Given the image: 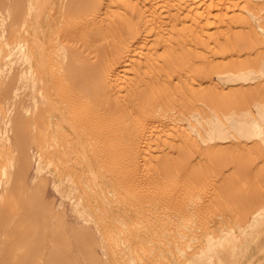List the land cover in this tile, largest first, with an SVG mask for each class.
I'll use <instances>...</instances> for the list:
<instances>
[{
  "label": "bare ground",
  "instance_id": "obj_1",
  "mask_svg": "<svg viewBox=\"0 0 264 264\" xmlns=\"http://www.w3.org/2000/svg\"><path fill=\"white\" fill-rule=\"evenodd\" d=\"M222 40H230L232 48L237 47V51H240V55H236L238 58L229 60L227 58V61H224L221 57L222 61L221 58L212 57L211 52L217 54L216 49L220 53L221 50L229 48L224 46L227 44ZM189 44L195 49H189L191 47ZM211 44L215 49L209 48ZM222 53L219 56H222ZM164 71L181 73L179 80L183 79L182 87L185 88L177 90L179 87L176 89L175 84H172L176 91L170 85V80L168 82L169 74L168 76L163 74L167 76L166 80L161 78ZM213 73L219 80L216 79L218 84L211 80ZM191 75L204 79L208 83L207 86L199 87L197 84L201 86L200 82L196 84ZM107 82L113 93H123L122 101L127 110L125 106L122 109L128 111V117L124 116L125 119L129 118L127 122L131 124L130 126L139 125L144 137L156 143L161 155V159L158 155L157 159L158 161L160 159L162 168L164 171H171L170 174L174 172L175 191L172 203L175 214L183 225H186L185 229L187 228L193 235L191 241L198 236L204 237L202 245L200 244V247L197 245L199 249L194 250V253L187 257V261L185 258L184 264H252V261L249 263V251L264 232V0H0V157L4 156L6 160L5 163L0 162V264H65L67 237L74 238L78 221L83 225L77 232L85 238V253L74 239L69 241L74 253L71 257L72 264H78L80 260L85 264L118 263L112 262L108 257L107 253L111 252L110 242L106 240L109 245L106 252L107 248L104 245L106 243L98 242L99 235L95 237L97 232L93 233L88 225L90 221L96 219L87 200H90L92 194L97 191L98 187L96 191L94 187L100 182V160L95 153V146L99 142L93 145L94 142L88 140L86 143L82 140L85 133L79 140L74 138L75 146L71 150L80 153L82 163L86 167L79 183V177L76 178L74 174L76 171L68 173L71 170L65 172V169H62L63 163L67 164L64 158H67L65 156L69 154L70 148L58 144L60 137L54 130V126L61 125L59 124L61 121L68 125L75 123L73 118L77 116V110L92 87L105 88ZM227 85L228 89L225 88ZM92 93L93 91L90 95L94 94ZM104 94V97L109 96L107 93ZM112 100L116 99L112 97ZM198 103L205 105L209 112L206 110L205 113L202 110L201 112ZM117 105L115 107H118ZM106 107L103 106L105 111ZM98 113L100 114V111ZM121 113L123 114L122 111ZM88 115L86 114L87 117ZM79 118L76 117V120ZM182 120L187 121V127L181 124ZM59 128L56 127L57 130ZM80 128L81 126L74 127L75 130ZM98 130L100 131L99 128ZM41 133L51 138L50 141L48 138L49 143L45 144L46 147L42 144L45 150L38 144ZM74 134L76 135L77 131ZM124 134L127 136L126 131ZM31 142L38 144L36 151L32 150ZM108 143L111 145V142ZM129 152L132 153L130 150ZM149 155L153 158L152 153ZM105 158L108 159L106 156ZM122 159L125 162V158ZM33 162L35 166L30 177L29 171ZM122 162L120 164L123 165ZM150 163L154 164L152 161ZM116 166H120L119 163ZM128 170L130 171L129 168ZM152 170H148L149 173ZM46 172L48 176L45 175ZM167 180L171 181V179L165 181ZM168 183L170 184L169 181ZM49 184L55 191L50 204L46 200V189ZM17 198L21 199L24 205L20 212H15L16 208L13 206V200L17 202ZM111 198L116 202L114 197ZM128 198L131 199L132 196ZM165 202L167 203L166 200ZM67 203L75 221L68 220ZM105 203L102 202L103 205ZM110 204L113 205L112 202ZM170 204L168 203V206ZM16 206L20 207L18 203ZM142 206L140 208L144 211ZM104 208L106 210V206ZM154 210V214L159 212ZM106 213L107 216H112V210L111 215ZM122 214L125 216V213ZM97 216L98 219L101 217ZM171 217L173 218V214ZM115 219L113 221L117 222ZM156 220L158 222L157 218ZM121 223L127 228L128 223ZM95 224L97 225V222ZM106 225L105 223V227ZM123 226L120 225L122 229ZM130 226L129 228H134ZM107 232L110 235L111 232L109 230ZM186 236L185 233L183 237ZM112 240L111 243L114 241L115 245V240ZM139 242L142 240L139 239ZM94 245L102 247L103 253L107 255L106 263L99 253H96ZM123 246L125 248L127 244L124 243ZM188 247H191L190 242ZM177 249L186 257V249L180 245ZM111 255L113 256L112 253L110 257ZM129 256V261H125V257L123 261L128 264H141L138 263L140 258L136 259L132 254ZM137 260L139 261L136 262ZM181 260H175L174 264H181Z\"/></svg>",
  "mask_w": 264,
  "mask_h": 264
},
{
  "label": "rangeland",
  "instance_id": "obj_2",
  "mask_svg": "<svg viewBox=\"0 0 264 264\" xmlns=\"http://www.w3.org/2000/svg\"><path fill=\"white\" fill-rule=\"evenodd\" d=\"M224 41V43H226L227 45H224V46H226V47H228L229 46V48L227 49H224V50H221V49H219V50H221V52L220 53H218V49H216V53L217 54H215V52H211V55H212V57H214V58H217V59H220L221 57L223 58V60L224 61H227V58H228V60L231 58V59H234L235 57H236V55H240V51H237L238 49H237V47H234V48H232L233 47V45H232V43H231V41L229 42V41H226V40H222V42ZM226 41V42H225ZM214 44V43H213ZM229 44H231V46L229 45ZM189 45H191V47L189 48V49H195V47L192 45V44H189ZM212 45V44H211ZM215 45V44H214ZM214 45H212L211 47L209 46V48H213V49H215V48H217V45H215V48H214ZM188 46V45H187ZM232 49H235V50H232ZM198 49H200V47L198 48ZM206 49H208V48H206ZM227 50V51H226ZM232 50V51H231ZM224 51V52H223ZM224 53V55H223V53ZM229 52V53H228ZM237 52V54H235ZM214 55H213V54ZM221 53H222V56H219V54L221 55ZM226 53H228V54H226ZM209 55H210V53H209ZM218 57H217V56ZM226 55H228V56H226ZM233 55V56H232ZM216 56V57H215ZM231 56V57H230ZM238 56L236 57V58H238ZM225 57V58H224ZM233 57V58H232ZM222 58L220 59V60H222ZM222 60V61H223ZM168 71V70H167ZM165 72L164 71V73H162V75H161V78H167V76H168V74H169V76L168 77H173V78H168V82H169V80H170V85H174V86H176L175 88L177 89L178 87V89L177 90H181V89H183V88H185L184 86L182 87V83H183V79L181 78L180 80H179V78L181 77L180 76V74L181 73H172V72ZM167 75V76H164V75ZM171 75V76H170ZM178 75H179V77H178ZM192 77H194L193 78V81L195 80L196 81V84H197V82L199 83L200 82V84H201V86L199 85V84H197L199 87H201V88H203V86L204 87H206L207 86V82L204 80V79H202V78H198L197 77V75L195 76V75H191ZM214 76V77H213ZM175 77V78H174ZM197 77V78H196ZM211 80H212V82L213 83H217L218 84V82H217V80H218V78H217V76H216V74L214 75V73L213 74H211ZM200 79H201V81H203V82H201L200 81ZM217 79V80H216ZM166 80V79H165ZM216 82H215V81ZM174 81V82H173ZM175 81H178V82H180L179 84H178V82H176L175 83ZM182 81V82H181ZM194 81V82H195ZM219 81V80H218ZM109 83L107 82L106 84H105V86L107 87H105V88H103V87H101V86H95V87H92V89L90 90V92L88 93V96H87V98H84V100L85 101H83V104L80 106V108H79V110H77V113L78 114H76L77 116H75L73 119V121L75 122V123H72V125H68V123H65V121H61V123H59V124H61V125H58L60 128L57 130L56 129V127L58 128V126H54V130H56V134H57V136L58 137H60V138H62V139H60V141L62 140V142H60L59 141V139H58V144L60 145V146H65V147H67L68 149L70 148V150H69V154L67 153L66 154V156L65 157H67V158H64L65 159V163H67V164H65L64 165V163H63V167H62V169L64 168L65 169V172H68L69 170H71V171H69L68 173H73L74 171H76L74 174H75V177L76 178H78V182L79 183H81V180H82V178L81 177H83V174H84V172L83 171H85L86 170V167H85V165L82 163L83 161H82V158H81V155H80V153H78V152H74V150H71V149H74V142L73 141H76L77 139L79 140V139H81L84 135V133L86 134L85 136H84V138H82V140L83 141H85L86 143L88 142V140L90 141L91 140V142L93 141L94 143H93V145H96L98 142H99V144H97L96 146H95V153L97 154V157H98V160H100V162H99V173H100V182H98L99 184L97 185V186H95L94 187V190L96 189V187H98L99 189H101V191H99V189L97 188L95 191L96 192H94L93 194H92V196H91V199L89 200H87V203L88 204H90V206H91V210H92V213H93V217H94V219H95V216H96V219L95 220H92V221H90V224H88L89 226H90V228H91V230H92V232L93 233H96L95 234V237H97L98 235V242L99 241H102V242H105L106 243V240L107 241H109L110 242V246L106 243V244H104L105 245V247L107 248L106 249V252L109 250V247L111 248L109 251H111V252H108L107 254H108V257L112 260V262L113 261H116V262H118V263H113V264H128L127 262H125V261H129L130 260V256L129 255H134V257L137 259H139L140 258V261L139 260H137L136 262H138V263H146V264H165V263H169V264H174V261L175 260H181V258H183L184 256L178 251V249H177V246L178 245H180V247H182V248H184V249H186V252H187V255H185L186 257H184L182 260H181V264H184V263H186V261H187V257H190L191 256V254H193L194 253V250L196 251V249H197V245H199V247H200V244L201 243H203V239H204V237L203 236H198V237H196V239L195 240H192L191 241V237L193 236V235H191V232L186 228L185 229V227H186V225H183V222H181V220L177 217V215L175 214V210H174V205H173V203H172V200H173V194H174V191H175V178H174V172H172L173 174H170V172L171 171H164V169L162 168V165H161V162H160V159H161V155H160V153H159V150H158V148H157V145H156V143L154 142V141H149V140H147L145 137H144V135H143V133L141 132V128H140V126L139 125H132V126H130L131 124L130 123H128L127 122V119H129V118H126L125 119V117L128 115V111L126 112L125 110H127V108H126V106L124 105V102L122 101L123 99H124V96H123V93H117V92H112L113 90L111 89V87H110V85H108ZM172 85V87L174 88V86ZM178 86V87H177ZM180 86H181V88H180ZM229 85H227V86H225V88L226 89H228L229 87H228ZM100 87V88H99ZM109 88V89H108ZM174 88V89H175ZM102 89H103V91L104 92H102ZM105 89V90H104ZM175 89V90H176ZM176 90V91H177ZM93 91V93L95 94H93V95H90L91 94V92ZM96 91V92H95ZM106 91V92H105ZM109 92H111L113 95L111 96V93H109ZM106 94L107 93V96L109 97H104L103 96V94ZM109 93V94H108ZM104 94V95H105ZM116 94V95H115ZM96 96L98 97L97 99H96ZM103 96V98L102 99H100L101 97ZM112 97H113V99H116L117 100V102H116V100L114 101V100H112ZM116 97V98H115ZM118 97V98H117ZM88 98H89V100H88ZM106 99V100H103V99ZM91 99V100H90ZM102 100V101H100V100ZM109 99V100H108ZM89 101H92L91 103H93V104H91V103H89ZM96 101V102H95ZM109 101V102H108ZM85 102V103H84ZM97 103V105L95 104V103ZM101 103L103 106H107L106 108V111H105V108H103V106H101V104H99V103ZM116 102V103H115ZM122 102V103H121ZM108 103V104H107ZM115 103V104H114ZM87 104V105H86ZM109 104H110V106H109ZM118 104V105H117ZM119 104H121V106H119ZM123 104V105H122ZM199 105H197L198 107H199V109H200V111L202 110V111H204V110H206L207 112H209L208 111V109H206L205 108V105H203V104H201V103H198ZM100 105V106H99ZM118 106V107H115V106ZM94 106H95V108H94ZM96 106L99 108H96ZM123 106H125L124 108H126L125 110L124 109H122L123 108ZM92 107V108H91ZM112 107H114V108H112ZM121 108V110H120V108ZM83 108H85V109H83ZM110 108V109H109ZM88 110V111H85V110ZM92 109V110H91ZM95 109V110H94ZM100 111V114L98 113V111ZM101 109V110H100ZM70 110V109H69ZM110 110V111H109ZM114 112H112V111ZM114 110H116V112L114 111ZM103 111V112H102ZM121 111L123 112V114L121 113ZM201 111V112H202ZM80 112V113H79ZM101 112L104 114H101ZM106 112V113H105ZM111 112V113H110ZM81 113H82V115H81ZM92 113V114H91ZM116 113H118V115L116 114ZM120 113V114H119ZM125 113H127V114H125ZM204 113H205V111H204ZM86 114H89L88 115V117L86 116ZM111 114H113V115H111ZM125 114V115H124ZM80 115V116H79ZM121 115V116H120ZM189 115V114H188ZM86 116V117H85ZM97 116V117H96ZM101 116V117H100ZM103 116V117H102ZM122 116H123V118H122ZM125 116V117H124ZM76 117H80L79 119H77L76 120ZM91 117L93 118V119H95V120H93V119H91ZM103 120H101L100 118ZM120 117V118H119ZM128 117V116H127ZM85 118V119H84ZM88 118V119H87ZM105 118V119H104ZM115 118V119H114ZM80 119H82V121L80 120ZM97 119V120H96ZM100 119V120H99ZM123 119V120H122ZM87 121V122H85V121ZM90 120H93V122L92 121H90ZM113 120V121H112ZM116 122H115V121ZM81 123H80V122ZM98 123H97V122ZM108 121H110V122H108ZM113 123H112V122ZM184 121H185V123H184ZM81 124H79V123ZM83 122V123H82ZM101 122V123H100ZM114 122H115V124H114ZM118 122V123H117ZM125 122H127V123H125ZM181 122V124L183 125V126H185V127H187L186 125H187V121L186 120H182V121H180ZM90 123L92 124V125H90ZM94 123V124H93ZM76 124V125H75ZM83 124V125H82ZM104 124V125H103ZM118 124H122L123 125V127H122V125L121 126H119ZM126 124V125H125ZM63 125V126H62ZM89 125H90V127H89ZM95 125H97V126H95ZM116 125H117V127H116ZM125 125V126H124ZM71 126V127H70ZM80 127L81 126V128H80V130H75L74 129V127ZM86 126H88V127H86ZM93 128H92V127ZM110 128H109V127ZM126 126H128V127H126ZM84 127H85V129H84ZM119 127V128H118ZM122 127V128H121ZM134 127V128H133ZM65 128V129H64ZM74 130V131H72V129ZM95 128V129H94ZM98 128L100 129V131L98 130ZM106 128H108L107 130H105ZM115 128V129H114ZM117 128H118V130H117ZM124 128H126V129H124ZM134 130H133V129ZM61 129H63V130H61ZM88 129V130H87ZM90 129V130H89ZM120 129V130H119ZM124 129V130H123ZM131 130V131H128V130ZM67 130V131H66ZM85 130V131H84ZM113 132H112V131ZM115 130V131H114ZM61 131V132H60ZM71 132V134L69 133V132ZM76 131H77V134L75 135L74 134V132L76 133ZM81 133H80V132ZM90 133H89V132ZM95 131V132H94ZM97 131V132H96ZM99 131V132H98ZM102 131H104V132H102ZM105 131H107V132H105ZM108 131H110V132H108ZM121 131V132H120ZM123 131V132H122ZM126 131V134H127V136L124 134V132ZM138 131V132H137ZM88 132V133H87ZM101 132V133H100ZM114 132H116V133H114ZM136 132V133H135ZM78 133H80V134H78ZM93 133V134H92ZM96 133H97V135H96ZM122 133V134H121ZM135 133V134H134ZM42 134V133H41ZM41 134H39L40 135V137L41 138H44L45 136V138H44V140L42 139L41 140V138L39 137V139H38V144H39V147L40 146H45L46 147V145L49 143V141L51 140V138L48 136V135H45V134H42V136H41ZM65 134V135H64ZM82 134V136H80ZM90 134H92V135H90ZM116 135V137H115V135ZM118 134H119V136H118ZM129 134V135H128ZM133 134V136L131 137V135ZM137 134V135H136ZM140 134V135H139ZM60 135V136H59ZM64 136V137H62V136ZM70 135V136H69ZM90 135V136H89ZM106 137H105V136ZM108 135V136H107ZM123 135V136H122ZM68 136V137H67ZM80 136V137H79ZM88 136V137H87ZM92 136V137H91ZM104 136V137H103ZM112 136H114V137H112ZM122 136V137H121ZM129 136V137H128ZM135 136V139L136 140H138V141H136L135 139H133V137ZM66 137V138H65ZM95 139H94V138ZM97 137H98V139H97ZM109 137V138H108ZM113 139H112V138ZM124 137V140H122V138ZM139 137V138H138ZM48 138H50L49 139V141H47L48 140ZM76 140H75V139ZM99 138H100V140H99ZM117 138L120 140V143H119V140H117ZM125 138H126V140H125ZM131 138V139H130ZM138 138V139H137ZM71 139V140H70ZM85 139V140H84ZM93 139V140H92ZM103 141H102V140ZM142 141H141V140ZM144 139V140H143ZM87 140V141H86ZM97 140V141H96ZM113 140H115V141H113ZM128 140V141H127ZM129 140H131L130 142H132V143H130L129 142ZM147 140V141H146ZM40 141V142H39ZM44 141V142H43ZM68 141V142H67ZM73 142V143H72ZM95 142H97V143H95ZM101 142V143H100ZM108 142H111V145L108 143ZM115 142H117V143H119V144H117V143H115ZM124 142V143H123ZM126 142H128V143H130V145H128V143H126ZM143 142V143H142ZM148 142V143H147ZM33 142H31V144H30V146L32 147V150H34V151H36V149H37V147H38V144L37 143H33ZM47 143V144H46ZM67 143V144H66ZM70 143V144H69ZM107 145H106V144ZM115 143V144H114ZM137 143V144H136ZM144 143H145V145H144ZM35 144V145H34ZM43 144V145H42ZM46 144V145H45ZM63 144V145H62ZM73 144V145H72ZM104 144V145H103ZM135 144V145H134ZM139 144V146H137ZM140 144H142V145H140ZM108 146V147H106V146ZM115 145H116V147H117V149H116V147H115ZM119 145H121V147L119 146ZM122 145H123V147H122ZM150 146V148H149V146ZM43 146V150H45V147ZM72 146V147H71ZM99 148H98V147ZM103 146H104V148H103ZM111 146V147H110ZM119 146V147H118ZM130 146H131V148H130ZM134 146V147H133ZM137 146V147H136ZM142 146H143V149L145 150H143L142 149ZM155 146V147H154ZM102 147V148H101ZM106 147V148H105ZM129 147V148H128ZM101 148V149H100ZM128 148V149H127ZM140 148V149H139ZM155 148V149H154ZM98 149V150H97ZM100 149V150H99ZM105 149V150H104ZM112 150V151H107V150ZM115 149V150H114ZM119 149V150H118ZM125 149V150H124ZM132 149V150H131ZM138 149V150H137ZM129 150L132 152V153H130L129 152ZM147 150V151H146ZM107 151V152H106ZM133 151H135V153H137V154H135V153H133ZM138 151H140V153L138 152ZM142 151V152H141ZM101 152H102V154H101ZM73 153V154H72ZM108 153H110V154H108ZM112 153V154H111ZM115 153V154H114ZM119 153V154H118ZM149 153L151 154L152 153V157L153 158H151V156L149 155ZM79 156H78V155ZM103 154H106L105 156L106 157H108V159L107 158H105V156L103 155ZM114 154V155H113ZM130 154V155H129ZM132 154V155H131ZM146 154V155H145ZM74 155V156H73ZM120 155V156H119ZM122 155H123V157L125 158V162H124V159H122L123 157H122ZM126 155V156H125ZM141 155V156H140ZM157 155H158V157L160 158L159 159V161H158V157H157ZM101 156H102V158H101ZM104 156V157H103ZM116 156L118 157V158H116ZM129 158H128V157ZM136 156H139V157H136ZM144 156V157H143ZM71 157V158H70ZM113 157V158H112ZM116 159H115V158ZM121 157V158H120ZM130 157H132L133 159H131ZM139 160H137L136 158ZM146 157V158H145ZM143 158V159H142ZM147 158H148V160H147ZM5 158H4V156H1L0 157V162L1 163H5L6 162V160H4ZM77 159H79V160H77ZM106 161H105V160ZM118 159H120V161L118 160ZM146 159V160H145ZM2 160V161H1ZM113 160V161H112ZM117 160H118V163H119V165L120 166H116V165H118V163H117ZM129 160H132V162H130ZM135 160H137V162L135 161ZM156 160V161H155ZM80 161V162H79ZM109 161V162H108ZM121 161H123L122 163H123V165H124V167L122 168V164H120V162ZM129 161V162H128ZM141 161V162H140ZM144 163H143V162ZM148 161V162H147ZM152 161V163H154V164H152L151 165V163L150 162ZM158 161V162H157ZM56 162V161H55ZM81 163H82V166H81ZM102 163V164H101ZM108 163V164H107ZM125 163H126V165H125ZM130 163H131V165H130ZM135 163H136V165L138 164V166H136L135 165ZM142 163V164H141ZM148 163H150V164H148ZM157 163H159V164H157ZM74 164V165H73ZM111 164V165H110ZM116 164V165H115ZM105 165V166H104ZM108 165V166H107ZM143 165V166H142ZM150 165V166H149ZM34 166H35V163L33 162L32 163V165H31V167H30V171H29V176L31 177L32 175H33V170H34ZM103 166V167H102ZM107 166V167H106ZM115 168H114V167ZM132 166V167H131ZM135 166V167H134ZM140 166V167H139ZM146 166V167H145ZM152 166V167H151ZM53 167V166H52ZM68 167V169H66ZM74 167H75V169H74ZM84 167V168H83ZM100 167H101V169H102V171H101V169H100ZM126 167H128L129 169H130V171L128 170V168L126 169ZM131 167V168H130ZM157 168V169H155L154 170V168ZM71 168V169H70ZM79 169V170H77V169ZM114 168V169H113ZM117 168V169H116ZM122 170H121V169ZM148 168V169H147ZM150 168V169H149ZM156 172V170H157V172H156V174H155V172L152 170V169ZM159 168H162V169H160L159 170ZM74 169V170H73ZM83 169V170H82ZM124 169H126V170H124ZM140 169V170H139ZM142 169V170H141ZM106 170V171H105ZM117 171V172H113V171ZM124 170V171H123ZM151 171L152 170V172H150L149 173V171ZM114 173H112V172ZM126 171V172H125ZM132 171H133V173H135V174H133L132 173ZM162 171V172H161ZM48 172V171H47ZM45 173V175H47L48 176V173ZM129 172V173H128ZM141 172H144V173H141ZM154 172V173H153ZM165 172H167V173H165ZM169 172V173H168ZM83 173V174H82ZM102 173H103V176H102ZM116 173H118V175L116 174ZM120 173H121V175H120ZM163 173V174H162ZM166 174V176H165V174ZM104 174H105V176H107V177H105L104 176ZM132 174V175H131ZM80 175H82V176H80ZM122 177H120V176ZM125 177H124V176ZM130 175V176H129ZM141 175V176H140ZM167 175H170L169 177H167ZM173 175V176H172ZM78 176V177H77ZM103 178H102V177ZM149 176V177H148ZM159 176V177H158ZM104 177H105V179H104ZM109 177H110V179H109ZM113 177V178H112ZM114 177L116 178L115 180H114ZM120 177V178H119ZM130 177V178H129ZM137 177V178H136ZM154 177V178H153ZM161 177V178H160ZM164 177H166V178H164ZM172 177H173V179H172ZM109 180H108V179ZM124 178V179H123ZM127 178V179H126ZM119 179V180H118ZM121 179V180H120ZM143 179H145V181L143 180ZM150 179V180H149ZM158 179V180H157ZM162 179V181H160ZM166 179H171V181H172V183H171V181L170 180H167V181H165ZM111 180V181H110ZM126 180V181H125ZM132 180H133V182H132ZM156 182H155V181ZM102 181H103V183H102ZM120 181H122V182H120ZM141 181V182H140ZM168 181L170 182V184L168 183ZM106 183V185H105V183ZM111 184H110V183ZM115 183V184H112V183ZM119 182L122 184V185H120L119 184ZM149 182V183H148ZM153 182V183H152ZM159 182V183H158ZM161 182V183H160ZM123 183H124V185H123ZM151 183V184H150ZM155 183H158V184H155ZM103 184V185H102ZM138 184V185H137ZM148 184V185H147ZM155 184V185H154ZM165 184V185H164ZM167 184H169L170 185V187H169V185H167ZM108 185V186H107ZM114 185H116V186H114ZM132 185H133V187H132ZM137 187H136V186ZM161 185L163 186V187H161ZM172 185H174V186H172ZM104 186V187H103ZM119 186V187H118ZM141 186H143V187H141ZM149 186V187H148ZM156 186V187H155ZM157 186H158V188H157ZM167 186V187H166ZM107 187V188H106ZM118 187V189H116V188ZM121 187V188H120ZM124 187V188H123ZM173 187V188H172ZM103 188V189H102ZM113 188V189H112ZM121 190H120V189ZM132 190H131V189ZM134 188V189H133ZM138 188H139V190H138ZM161 188V189H160ZM167 188V189H166ZM125 189V190H124ZM143 189V190H142ZM156 189V190H155ZM164 189H166V190H164ZM151 190V191H150ZM160 190V191H159ZM170 190V192H168ZM98 191H99V194H98ZM103 191H105L104 192V194H105V196H107V197H105L104 196V194H103ZM113 191H115V192H113ZM117 191V192H116ZM125 192L126 193V196H125V193H122V192ZM161 191H163V192H161ZM46 192H47V194H46V200L48 201V203L50 204L51 202H52V198L55 196V191L53 190V187H52V185L51 184H49V185H47V189H46ZM110 193V195H109V193ZM119 192H120V194L121 195H119ZM129 192V193H128ZM143 194H142V193ZM153 192H155V194L153 193ZM158 192V193H157ZM173 192V193H172ZM54 193V194H53ZM96 193V194H95ZM113 193V194H112ZM118 193V194H117ZM129 195H128V194ZM132 193V194H131ZM172 193V194H171ZM54 196H53V195ZM95 194V195H94ZM117 194V195H116ZM123 194H124V196H123ZM131 194V195H130ZM158 195V197H157V195ZM165 194V195H164ZM171 196V197H169V195ZM52 195V196H51ZM95 196V198H94V196ZM116 195V196H115ZM167 195V196H166ZM49 196H50V198H49ZM121 196V197H120ZM123 196V197H122ZM128 196L130 197V196H132V198L130 199V198H128ZM135 196V197H134ZM153 196V197H152ZM154 196H155V198H154ZM99 197V198H98ZM101 197V198H100ZM111 197H114L115 198V200H116V202L114 201V200H112V198ZM161 197H165V199L163 198H161ZM168 197V198H167ZM48 198V199H47ZM113 198V199H114ZM137 198V199H136ZM160 198V199H159ZM168 200H167V199ZM19 198H17L16 199V201L18 200ZM87 199V198H86ZM97 201H95V200ZM99 199V200H98ZM104 199H106L105 200V202H104ZM107 199H108V201H107ZM122 199V200H121ZM124 199H126V201L124 200ZM135 201H134V200ZM139 199V200H138ZM143 199V200H142ZM151 201H150V200ZM141 200V201H140ZM146 200V201H145ZM157 200H158V202H157ZM162 200H163V202H162ZM165 200L167 201V203L165 202ZM21 203H19V202ZM17 202H15V200H13V203L15 204H13V206H14V208H16V209H14L13 207V209L15 210V212H20L19 210H21L20 208H22L24 205L22 204L23 202H22V200L20 199V200H18ZM88 201H90L91 203H89ZM112 202L113 203V205L112 204H110V202ZM124 201V202H123ZM137 201H139V203L137 202ZM102 202L103 203H105L104 205L106 206V210H105V206L102 204ZM121 202H123V204L121 203ZM130 202V203H129ZM133 202V203H132ZM135 202V203H134ZM136 202H137V204H136ZM156 202H157V204H156ZM19 204V208H17V206H16V204ZM101 203V204H100ZM120 203V204H119ZM142 203H144V204H146V205H143ZM148 203H150L149 205H151L152 204V206H149L148 205ZM168 203L171 205H169L170 206V208H169V206H168ZM100 204V205H99ZM108 204H110V207H111V205H112V208L110 209V207H108L109 205ZM116 204V205H115ZM134 205V206H130V205ZM154 204H155V206H154ZM120 205V206H119ZM126 207H125V206ZM137 205V206H136ZM139 205H143L142 207H144V211H142V209L143 208H140L141 206H139ZM159 205V206H158ZM162 206V208L160 209V207ZM16 206V207H15ZM100 208V209H98V207ZM118 207L119 208V210H117L118 208H115V207ZM147 206V208H145ZM163 206H164V208H163ZM166 206V207H165ZM92 207H96L95 209H97L98 211H94L95 209H93ZM138 207V208H137ZM150 207H152L151 209H152V211L150 210ZM158 207V209L156 210V208ZM103 208V209H102ZM166 208H168V209H166ZM155 209V210H154ZM173 211H172V210ZM66 210H67V212H68V220L69 221H75V219H74V215L72 214V212H71V210H70V205L67 203L66 204ZM69 210V211H68ZM99 210H102V211H99ZM108 212L109 214L108 215H111V210H112V216H107V213L105 212ZM110 210V211H109ZM113 210H114V213H113ZM116 210V211H115ZM148 212H146V211ZM153 210L154 211H156V212H158V213H156V214H154L153 213ZM167 210V211H166ZM119 211V212H118ZM129 212V213H127V212ZM160 211H162V212H160ZM164 211V212H163ZM170 211V212H169ZM95 212V213H94ZM102 212H103V215H102ZM121 212V213H120ZM144 212V213H143ZM151 212H152V214H151ZM166 212V213H165ZM172 212H174V213H172ZM106 213V214H105ZM120 213V214H119ZM122 213H125V216L122 214ZM137 213L138 214H140V215H137ZM71 214V215H70ZM101 214V215H100ZM115 215V217H114V215ZM130 214H131V216H130ZM149 214V215H148ZM172 214H173V218L171 217L172 216ZM95 215V216H94ZM97 215H99V217L101 216L102 217V219H101V217L99 218V219H101V222H100V220L98 219V216ZM118 215H119V217H118ZM157 215H159V216H157ZM130 216V217H129ZM134 216V217H133ZM111 217H113L117 222H115V221H113L114 219H112ZM140 217V218H139ZM148 217V218H147ZM152 217H154V218H152ZM164 217H165V219H164ZM166 217H167V219H166ZM174 217H177V218H174ZM111 218V219H110ZM124 218V220H121V219H123ZM132 218V221H130V219ZM149 218H150V220H149ZM156 218L158 219V222H157V220H156ZM163 220H162V219ZM172 218V219H171ZM128 219V220H127ZM147 219V220H146ZM175 219H177V221L175 220ZM96 220H98V221H96ZM97 222V225L95 224L96 222ZM107 224L106 226L107 227H109V231L111 232L110 233V235L108 234L109 232H107L108 230H107V227H105V223ZM164 221V222H163ZM169 221H171V222H169ZM180 221V222H179ZM121 222H125V223H128V225H127V228L125 227V226H123V224L121 223ZM131 222V223H130ZM134 222V223H133ZM156 222V223H155ZM162 224H161V223ZM169 222V223H168ZM79 223V224H78ZM81 223V221H78L77 222V224H76V226L79 228V227H81V226H83V225H81L80 224ZM101 223H104V224H102L101 225ZM115 223V224H114ZM135 223H136V225H137V223H139V225H137L138 226V228H137V226L135 225ZM166 223V224H165ZM173 223L175 224V225H173ZM92 224V225H91ZM95 224V225H94ZM130 224H131V226L133 227L134 226V228H129V226H130ZM143 224H145V225H143ZM151 224H152V226H151ZM158 224H160V225H162V226H159ZM163 224H165V225H163ZM108 225H111V227L110 226H108ZM118 225H119V227H120V225L121 226H123V229H126L125 231H128V233L127 232H125V231H123V229H122V227H118ZM155 225H157V226H155ZM182 225V226H181ZM95 226V227H94ZM97 226H99V228H101L100 230H99V228L97 227ZM130 226V227H131ZM156 227V229H155V227ZM167 226V227H166ZM177 228H176V227ZM184 226V227H183ZM94 227V228H93ZM97 227V228H96ZM141 227V228H140ZM150 229H149V228ZM153 228V230H152V228ZM161 227V228H160ZM78 228H76V235H74V238H71L70 236H68L67 237V241H68V243L66 242V246H65V248H66V256H67V259H66V262H65V264H72V256H74V253H73V248H72V246H71V244H69V241H72L73 239L77 242V244L78 245H80V247H81V249L84 251V236L81 234V233H79V232H77V229ZM93 228V229H92ZM106 228V229H105ZM170 228V229H169ZM99 231H98V230ZM105 229V230H104ZM121 229V230H120ZM134 229V230H133ZM141 229H142V231L144 232H142L141 231ZM145 229V230H144ZM159 229H160V231H159ZM173 229V230H172ZM180 229V230H179ZM185 229V230H184ZM104 230V231H103ZM136 230H138V232L136 231ZM163 230H164V233H163ZM187 230V231H186ZM101 231L103 232V233H101ZM106 231V232H105ZM148 231V232H147ZM152 231V232H151ZM189 231V232H188ZM115 232H116V234H115ZM141 233V235H140V233ZM147 232V233H146ZM106 233V234H105ZM120 235H119V234ZM132 235H131V234ZM138 233V234H137ZM179 233L181 234V236H179ZM186 233V237H183V235ZM189 233H190V235H189ZM112 234V235H111ZM130 235L128 238H129V240L127 239V236L128 235ZM137 234V235H136ZM144 234V235H143ZM178 234V235H177ZM261 234H263V236L261 235L259 238H257L256 239V242H255V244H256V246H254L253 245V247L250 249V251H249V253H250V260H249V263H250V261H252V264H264V259H263V256H264V232H262ZM102 235V236H101ZM104 235V236H103ZM108 237H107V236ZM145 235H146V238H145ZM154 235V236H153ZM157 235V236H156ZM132 236H134V238H136V239H133V237ZM149 236V237H148ZM169 236V237H168ZM176 238H174V237ZM118 237H119V239H118ZM141 237V238H140ZM158 237V238H157ZM162 237V238H161ZM183 237V238H182ZM104 238H105V240H104ZM108 238V239H107ZM109 238H110V240H109ZM121 238V239H120ZM124 238V239H123ZM130 238H131V240H130ZM167 238V239H166ZM171 238V239H170ZM188 238V239H187ZM115 240V242L117 243V244H119V246L115 243V245L117 246H115L113 243H114V241L113 240ZM134 241H133V240ZM138 239V240H137ZM139 239L140 240H142V242H139ZM179 239V240H178ZM96 240H97V238H96ZM111 240L113 241L112 243H111ZM162 240V241H161ZM182 240L184 241L185 240V242H182ZM199 240V241H198ZM121 241H122V244L124 245V243H125V245L127 244V246H125V248L127 249H125L124 248V246L121 244ZM145 241V242H144ZM148 241V242H147ZM181 241V242H180ZM196 241H197V244H196ZM108 242V243H109ZM136 244H134V243ZM175 242H177V243H175ZM191 243V247H188V243ZM194 242V243H193ZM149 243V244H148ZM153 243V244H152ZM166 243V244H165ZM185 243V244H184ZM140 244V245H139ZM163 244V245H162ZM168 244V245H167ZM175 244V245H174ZM261 244V245H260ZM136 246V250H135V246ZM155 245V246H154ZM202 245V244H201ZM109 246V247H108ZM115 246V247H114ZM132 247L131 249H130V247ZM143 246V247H142ZM148 246V247H147ZM150 246H152V247H150ZM154 246V247H153ZM160 246V247H159ZM167 246H169V247H167ZM260 246H261V248H260ZM123 247V249L121 250V248ZM145 247H146V249H145ZM157 247H159V248H157ZM196 247V248H195ZM257 247V248H256ZM94 248H95V250L97 251L96 253H99L98 255L100 256V257H102V259H103V261H105V263L107 262V258H106V254L105 253H103L104 251H102L103 249H102V247L101 246H97V245H94ZM144 248V249H143ZM149 248V249H148ZM163 248V249H162ZM195 248V249H194ZM259 248V249H258ZM133 249H134V251H133ZM171 249V250H170ZM199 249V248H198ZM197 249V250H198ZM114 250V251H113ZM132 251L131 252V254H129L130 253V251ZM152 250V251H151ZM190 250H191V252H190ZM193 250V251H192ZM125 251V252H124ZM128 251V252H127ZM151 251V252H150ZM172 251V252H171ZM189 251V252H188ZM263 251V252H262ZM114 252H115V256H114ZM121 254H120V253ZM147 252V253H146ZM153 252V253H152ZM156 252V253H155ZM177 252V253H176ZM71 253H72V255H71ZM84 253H85V251H84ZM101 253V254H100ZM113 254V256L111 255V257H110V254ZM123 253V254H122ZM137 253V254H136ZM161 253H162V255H161ZM171 253H172V255H171ZM190 255H189V254ZM118 254H120L119 256H118ZM149 254H150V256H149ZM166 254L168 255V256H166ZM178 254V255H177ZM105 255V256H104ZM123 255H125V256H123ZM154 255V256H153ZM174 255V256H173ZM121 256H122V258H121ZM128 256H129V258H128ZM137 256V257H136ZM161 256V257H160ZM163 256V257H162ZM172 256V257H171ZM179 256V257H178ZM252 256V257H251ZM117 257H119V258H117ZM124 257H125V259H124ZM158 257H159V259H158ZM257 257H258V259H257ZM115 259V258H117V259H115V260H113V259ZM144 258H145V260H144ZM152 258V259H151ZM186 258V259H185ZM105 259V260H104ZM123 259L125 260V261H123ZM155 259V260H154ZM166 259V260H165ZM186 261H185V260ZM160 260V261H159ZM162 260H164V261H162ZM123 261V262H122ZM146 261V262H145ZM156 261V262H155ZM165 261H167V262H165ZM159 262V263H158ZM84 262H83V260H80L79 262H78V264H83ZM57 264H60V263H57ZM85 264V263H84Z\"/></svg>",
  "mask_w": 264,
  "mask_h": 264
}]
</instances>
